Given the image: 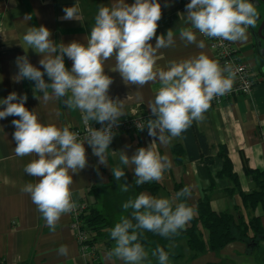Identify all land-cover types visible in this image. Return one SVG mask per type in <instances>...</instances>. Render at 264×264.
I'll return each mask as SVG.
<instances>
[{"label": "crops", "instance_id": "obj_1", "mask_svg": "<svg viewBox=\"0 0 264 264\" xmlns=\"http://www.w3.org/2000/svg\"><path fill=\"white\" fill-rule=\"evenodd\" d=\"M116 0H0V99L6 98L11 92L19 96L27 95L25 107L34 111L38 120L44 124H54L58 128L65 126L69 130L81 125L84 121L79 109H69L64 100L66 97L45 101L43 93L34 90L35 82L27 79L14 82L12 77L18 72L15 60L18 56L27 55L29 62L40 68L42 55L36 53L23 42V35L29 26H46L52 33L51 39L56 44H68L78 41L87 45L95 17L100 7H111ZM132 4L134 0H125ZM161 4L162 17L158 21L157 36L166 35L171 29L175 43L172 46L157 51L156 67L167 70L170 61H180L203 53L210 59L218 61L207 41L193 29L187 20L186 5L180 0H158ZM257 10L254 26L247 29V40L234 42L239 50L240 58L250 67L254 81L248 94L238 93L225 97L220 103L211 101L210 108L204 113L203 121H194L197 130L203 134L213 155L221 146L227 149L233 171L238 175L241 189L245 192L252 187L251 179L245 174V169L264 171V38L257 34V28L264 18V2L248 0ZM77 5L79 8L77 20H62L63 9ZM30 16L31 20H25ZM191 29L196 34L197 42L203 41L204 47L197 44H188L180 38L182 29ZM155 46V38L150 41ZM25 49V50H24ZM65 66L69 70L72 61L65 56ZM115 57L104 63L105 74L110 76L113 83L109 89V96L122 103L120 117L141 114L146 121L155 119L149 105L154 102L155 95L161 87L159 79L145 84L143 87L126 85L115 67ZM219 63V61H218ZM220 64V63H219ZM221 67L223 65L220 64ZM227 75V73H225ZM45 82L50 83L47 74ZM51 95V89H49ZM5 106L0 105V110ZM119 117V118H120ZM14 119L19 117L8 116L0 119V264H125L124 261L112 257L107 253L115 247L111 238L110 229L120 222L122 216L131 219V209L124 210L123 204L129 199H135L141 193L156 198L173 199L179 192L175 187L189 186L191 195L187 200L194 204L200 196L206 194L210 205L215 211H234L237 206L240 213L247 219L252 215H259L260 223L264 227V211L255 213L240 208V199L237 194L229 195L219 180L210 184L202 163L190 160L183 154L182 162L175 160L172 145L183 144V136L171 138L167 145L160 144L158 138L148 135L147 122L141 131L129 130L115 135L106 152L107 165L99 164V158L92 154L91 147L85 143L87 166L73 174V183L70 186L73 200L85 199L88 205L100 210L109 219V225L103 228L104 237L96 243L94 254L82 256L70 228L69 213L63 214L56 224L55 230L47 226L42 214L32 202L31 196L22 191L29 183L39 182L38 177L28 175L24 169L32 160L37 159L34 154L17 156L13 133ZM95 122V121H92ZM165 135H169L165 133ZM156 139L155 150L161 155H167L171 168L166 170L163 179L157 181L159 190L152 194L142 189L136 190L134 165H123L120 162V152L124 151L131 157L138 148L148 147ZM113 151L116 154H113ZM120 167L125 176L116 180L111 169ZM199 167L201 168L199 171ZM215 170V168L213 169ZM202 172V173H201ZM71 174V173H70ZM127 184L128 191L121 190ZM94 187V191L89 190ZM174 200L173 205L180 203ZM133 223L135 221L133 220ZM131 231V230H130ZM147 233L146 230H138ZM206 236V231H204ZM252 235V232H249ZM61 245H66L68 254H59ZM168 264H264V240L258 245L243 241H231L219 252L205 251L191 257L186 240H169ZM147 259L142 264H159L157 256L151 255L149 249Z\"/></svg>", "mask_w": 264, "mask_h": 264}, {"label": "clouds", "instance_id": "obj_2", "mask_svg": "<svg viewBox=\"0 0 264 264\" xmlns=\"http://www.w3.org/2000/svg\"><path fill=\"white\" fill-rule=\"evenodd\" d=\"M186 10L187 20L193 29L204 36L230 42L246 41L247 29L255 25L257 18V10L248 0H190ZM63 12L62 20L78 19L76 4L65 7ZM161 17L158 0H134L132 4L116 0L110 8L100 7L87 45L78 41L56 44L51 39V31L44 25L29 26L23 35V42L27 45L25 52L31 48L42 55L39 64L43 71L31 64L27 55L18 56L15 60L18 72L12 77L13 81H34V90L42 92L45 101L66 97L65 105L69 109H79L85 123L107 122L100 129L89 127L86 139L81 141L68 126L58 128L54 124H42L35 112L25 107L26 94L18 97L13 91L0 99V105L5 106L0 110V119L19 117L12 121L16 155L34 154L38 157L28 163L24 171L38 177L39 182L26 184L22 191L30 194L51 229L55 230L61 216L76 207L70 186L73 174L87 166L85 143L99 158L98 163L107 165L106 152L114 136L112 129L123 114V105L108 94L113 80L105 74L106 61L115 57V67L111 70L118 71L126 85L143 87L159 79L161 87L149 105L155 119L148 120L147 128L148 135L158 138L164 145L170 143L171 138L181 136L193 121H203L211 101L231 90L235 77L231 67H221L218 61L203 53L170 61L167 70L156 67L157 51L175 43L171 29L166 35H156ZM24 19L31 20V17L25 16ZM154 38L155 46L150 43ZM180 38L188 44L204 47L203 41L197 42L191 29H182ZM65 56L72 61L71 70L65 66ZM45 74L50 83L45 82ZM155 144L156 139L148 147L138 148L131 157L124 151L120 152L119 159L123 165H134L137 185L160 181L164 172L171 168L169 158L156 151ZM111 171L116 180L125 176L120 167ZM128 187L125 184L121 190L127 192ZM190 195V187L185 186L173 199L156 198L146 193H141L134 200L129 199L123 208L132 210L131 219L122 216L120 222L110 229L115 247L107 257H116L125 264H142L148 253L138 242L142 234L138 230L164 237L177 234L194 217L196 209L185 202L173 206V201ZM59 254H68L66 245H61ZM152 255L158 257L159 264H168V253L163 248L157 247Z\"/></svg>", "mask_w": 264, "mask_h": 264}, {"label": "trees", "instance_id": "obj_3", "mask_svg": "<svg viewBox=\"0 0 264 264\" xmlns=\"http://www.w3.org/2000/svg\"><path fill=\"white\" fill-rule=\"evenodd\" d=\"M182 136L183 144L172 145V151L178 163L182 162L183 154L187 155L190 160H198L203 164L210 184L219 180L229 195H238L240 208L250 211L252 214L258 209L264 211V171L245 169V174L253 184V187L245 192L241 189L238 175L233 171L225 146H221L219 151L213 155L212 149L207 145L203 134L197 130L194 121L182 133ZM214 168L215 170H213ZM200 169L199 167V171H201ZM135 188L137 191L145 189L154 194L159 190L160 184L157 181H150L136 185ZM175 188L179 191L183 189L181 185H176ZM93 191L94 187L89 190V193ZM181 202L196 209V214L184 229L168 237L151 231L139 236L138 242L144 248L149 249L151 255L157 247L163 248L168 253L166 244L169 240L185 239L192 252L191 257L205 251L219 252L231 241H243L256 246L261 240H264V227L260 223L259 215H252L245 219L237 206L234 207L233 212L215 211L206 194L200 196L194 204H191L187 197H181ZM81 217L83 225L88 231V244L97 249L96 243L104 237L103 228L109 225V219L92 204H89ZM204 231L207 233L206 236ZM249 232H252V235ZM21 264L31 263L23 262Z\"/></svg>", "mask_w": 264, "mask_h": 264}, {"label": "built area", "instance_id": "obj_4", "mask_svg": "<svg viewBox=\"0 0 264 264\" xmlns=\"http://www.w3.org/2000/svg\"><path fill=\"white\" fill-rule=\"evenodd\" d=\"M180 1L185 5L190 3V0ZM200 35L207 41L209 48L218 59L219 63L223 66L229 65L232 71L235 73L231 90L224 95L215 97L212 102L216 104L220 103L225 97L238 93L248 94L254 84L250 72L251 67L246 62L241 60L239 50L235 46L234 42L221 40L218 38H211L202 34ZM146 122V117L138 113L120 117L118 118V123L113 126L112 132L115 136L121 132L129 130L141 131V128L145 126ZM106 123L100 124L92 121H88L87 123H85V121H83L81 125L74 127L73 129H71V131L78 134V140L83 141L88 135L87 130L89 127L100 129L102 127H105ZM72 201L75 203L76 207L72 212L69 213V225L73 230L75 240L78 244L79 252L82 256H85L87 254H94L95 250L97 249L88 244V231L87 228H85V226L83 225L81 217L89 206L88 201L85 199H72Z\"/></svg>", "mask_w": 264, "mask_h": 264}, {"label": "water", "instance_id": "obj_5", "mask_svg": "<svg viewBox=\"0 0 264 264\" xmlns=\"http://www.w3.org/2000/svg\"><path fill=\"white\" fill-rule=\"evenodd\" d=\"M260 1L264 2V0H260ZM257 34L260 38H264V18H262V21L257 28Z\"/></svg>", "mask_w": 264, "mask_h": 264}]
</instances>
